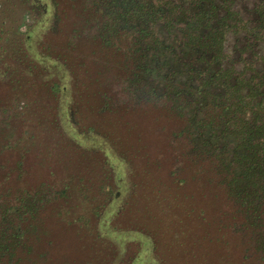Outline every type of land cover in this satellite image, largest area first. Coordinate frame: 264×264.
Masks as SVG:
<instances>
[{
	"label": "rangeland",
	"instance_id": "obj_1",
	"mask_svg": "<svg viewBox=\"0 0 264 264\" xmlns=\"http://www.w3.org/2000/svg\"><path fill=\"white\" fill-rule=\"evenodd\" d=\"M87 4L0 0V264H236L226 204L169 145L181 120L127 100Z\"/></svg>",
	"mask_w": 264,
	"mask_h": 264
},
{
	"label": "trees",
	"instance_id": "obj_2",
	"mask_svg": "<svg viewBox=\"0 0 264 264\" xmlns=\"http://www.w3.org/2000/svg\"><path fill=\"white\" fill-rule=\"evenodd\" d=\"M87 1L88 38L119 56L127 100L181 120L169 145L226 204L236 264H264V0Z\"/></svg>",
	"mask_w": 264,
	"mask_h": 264
}]
</instances>
